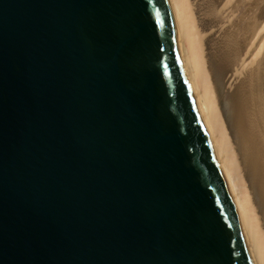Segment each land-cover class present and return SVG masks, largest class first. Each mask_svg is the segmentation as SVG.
Masks as SVG:
<instances>
[{"label": "water", "instance_id": "obj_1", "mask_svg": "<svg viewBox=\"0 0 264 264\" xmlns=\"http://www.w3.org/2000/svg\"><path fill=\"white\" fill-rule=\"evenodd\" d=\"M0 264H254L166 0H0Z\"/></svg>", "mask_w": 264, "mask_h": 264}, {"label": "bare ground", "instance_id": "obj_2", "mask_svg": "<svg viewBox=\"0 0 264 264\" xmlns=\"http://www.w3.org/2000/svg\"><path fill=\"white\" fill-rule=\"evenodd\" d=\"M254 264H264V0H166Z\"/></svg>", "mask_w": 264, "mask_h": 264}]
</instances>
